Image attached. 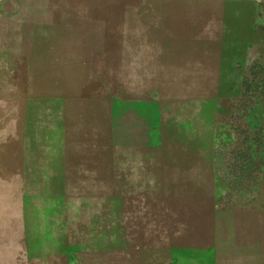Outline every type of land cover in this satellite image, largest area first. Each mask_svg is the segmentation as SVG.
<instances>
[{"label":"rangeland","instance_id":"1","mask_svg":"<svg viewBox=\"0 0 264 264\" xmlns=\"http://www.w3.org/2000/svg\"><path fill=\"white\" fill-rule=\"evenodd\" d=\"M0 264H264V0H0Z\"/></svg>","mask_w":264,"mask_h":264},{"label":"trees","instance_id":"2","mask_svg":"<svg viewBox=\"0 0 264 264\" xmlns=\"http://www.w3.org/2000/svg\"><path fill=\"white\" fill-rule=\"evenodd\" d=\"M251 86V85H250Z\"/></svg>","mask_w":264,"mask_h":264}]
</instances>
